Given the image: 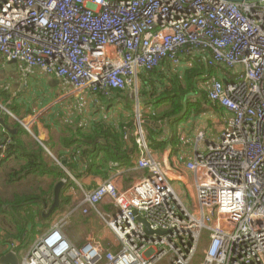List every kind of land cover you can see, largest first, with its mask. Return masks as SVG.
Returning <instances> with one entry per match:
<instances>
[{
	"label": "built area",
	"instance_id": "2783aa9c",
	"mask_svg": "<svg viewBox=\"0 0 264 264\" xmlns=\"http://www.w3.org/2000/svg\"><path fill=\"white\" fill-rule=\"evenodd\" d=\"M0 56L63 81L64 97L108 96L161 62L199 56L225 77L205 84L209 101L231 116L217 143L187 164L194 197L184 205L149 156L138 112L136 165L145 176L123 191L106 181L70 205L93 210L118 250L73 245L65 214L19 264H264V1L0 0ZM20 123L31 133L33 119ZM10 144L0 142V157ZM106 200L112 211L99 209ZM134 211L164 234H145Z\"/></svg>",
	"mask_w": 264,
	"mask_h": 264
},
{
	"label": "crops",
	"instance_id": "0c3cea01",
	"mask_svg": "<svg viewBox=\"0 0 264 264\" xmlns=\"http://www.w3.org/2000/svg\"><path fill=\"white\" fill-rule=\"evenodd\" d=\"M198 59L199 56L186 58L178 65L161 62L153 71L139 73L132 86L124 91H110L108 96L86 92L64 97L70 87L63 81L37 69L24 71L20 64L9 65L0 56V119L13 131L8 133L0 126V142L10 139L14 146L21 141L27 143L26 149L37 143L47 155L44 170H36L13 185H6L7 174H20L28 164L31 167V158L27 162L19 153H11V148L0 157V192L5 193L2 198L10 197L19 188L16 193H21L27 184L38 186L37 195L45 194V202L29 204V210L21 213L24 220L26 215L35 217L19 227L21 231L35 232L29 237L27 248L15 250L16 241L3 233L4 247L0 253L14 251L20 263L34 241L65 214L69 218L68 231L64 234L73 245L93 240L105 249L118 250V240L93 210L83 215L81 210L73 211L70 205L106 181H113L115 188L123 191L145 176L136 165L139 150L133 131L138 112L143 120L149 156L161 163L173 180L172 188L178 199L189 205L194 187L186 166L208 144L217 143L231 117L209 101L205 84L210 77L221 80L225 77L221 71H210ZM31 119L33 126L28 133L20 121ZM200 137L203 141L198 140ZM55 165L65 175L63 179L60 174L54 176ZM68 165H72L73 171ZM60 181L64 187L59 207L47 216L54 187ZM31 209L33 213L29 212ZM99 209L113 210L108 200ZM7 220L0 215V233L15 231L14 224Z\"/></svg>",
	"mask_w": 264,
	"mask_h": 264
},
{
	"label": "trees",
	"instance_id": "16d2710c",
	"mask_svg": "<svg viewBox=\"0 0 264 264\" xmlns=\"http://www.w3.org/2000/svg\"><path fill=\"white\" fill-rule=\"evenodd\" d=\"M211 71V70H210ZM20 134V133H19ZM29 143L31 141L29 140ZM27 144V143H26ZM22 143L21 141H17V143L12 146L11 144L8 146L7 149H10V152L12 153H19L20 156H22L26 161L30 158V166L29 164L25 166L21 173H8L7 174V180L6 185H13L15 183H20L23 179H25L29 174H34L36 170H44L45 169V162L47 155L43 148L39 146L37 143H31L28 148L26 149L27 145ZM109 150H106V152ZM28 162V161H27ZM69 169L73 171L72 165H68ZM54 176H58L60 174V178L63 179L65 175L61 173V169L57 167L56 165L53 168ZM36 174V173H35ZM25 186V185H23ZM25 188H33L29 187L28 184L25 186ZM38 192H35L34 190H31L30 192H21V193H12L10 197L8 198H1L0 197V215L4 216L9 220L10 223L14 224L15 231L13 233L6 232V234L9 236V239L16 241V247L15 250L21 251L23 248H27V245L29 244V237L35 232H27V231H21L19 227L21 228L23 223L26 222L29 219H34L32 215H26L25 220L21 217V213L25 211V209L29 210V204H35L39 200H45L43 199L45 197V194L41 192L40 196L37 195ZM52 194L49 196V200L51 201ZM62 202V199L61 201ZM30 213L32 211H29ZM7 220V222H8ZM0 237L3 238V235L0 234ZM3 253H0L2 255Z\"/></svg>",
	"mask_w": 264,
	"mask_h": 264
},
{
	"label": "water",
	"instance_id": "95a60500",
	"mask_svg": "<svg viewBox=\"0 0 264 264\" xmlns=\"http://www.w3.org/2000/svg\"><path fill=\"white\" fill-rule=\"evenodd\" d=\"M212 1H223L227 3H234L238 5H249L253 7V4L262 2L264 0H212ZM9 65L16 66L17 62L16 61H10L8 62ZM0 126L4 128V130L8 133H12L13 131H10L8 127L5 125L3 120L0 119ZM64 187V182L60 181L58 182L55 187H54V197H53V203L48 211L47 216H50L52 212L59 207V199H60V193L62 188ZM133 215L135 216L137 221H140L143 226H144V233L148 235L155 234L158 237L163 235L164 233L162 231H151L147 222L144 219H141L138 217L137 212L134 211ZM0 264H19V259L17 257V254L14 251H8L7 253L3 254L0 256Z\"/></svg>",
	"mask_w": 264,
	"mask_h": 264
},
{
	"label": "rangeland",
	"instance_id": "374dc122",
	"mask_svg": "<svg viewBox=\"0 0 264 264\" xmlns=\"http://www.w3.org/2000/svg\"><path fill=\"white\" fill-rule=\"evenodd\" d=\"M203 64V63H202ZM75 96H78V95H74V96H71V97H75ZM3 111V110H2ZM21 189L19 188V189H16L15 191L16 192H19ZM31 190H34L35 192H37L36 190H38V186L37 187H34L33 186V188H24L21 192H30ZM3 195H5V193H3V192H0V197L1 196H3ZM2 198V197H1ZM78 214V213H77ZM67 224V223H66ZM68 231V226H66L65 225V227H64V233L66 234V232ZM4 233V235L6 236V232H2V233H0V234H3ZM3 247H4V244H3V238L2 237H0V251L3 249Z\"/></svg>",
	"mask_w": 264,
	"mask_h": 264
}]
</instances>
